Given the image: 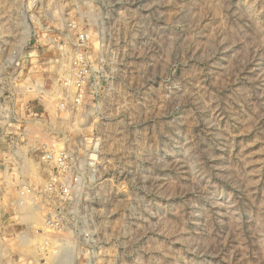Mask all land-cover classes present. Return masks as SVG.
Here are the masks:
<instances>
[{"label": "rangeland", "instance_id": "obj_1", "mask_svg": "<svg viewBox=\"0 0 264 264\" xmlns=\"http://www.w3.org/2000/svg\"><path fill=\"white\" fill-rule=\"evenodd\" d=\"M45 151L83 180L70 204ZM21 191L62 210L57 236ZM38 234L51 264H264V0H0L1 264H43L20 249Z\"/></svg>", "mask_w": 264, "mask_h": 264}, {"label": "built area", "instance_id": "obj_2", "mask_svg": "<svg viewBox=\"0 0 264 264\" xmlns=\"http://www.w3.org/2000/svg\"><path fill=\"white\" fill-rule=\"evenodd\" d=\"M72 28H79L75 22H71ZM33 37V36H32ZM78 50L83 51L88 44V33L86 31L78 30V37L76 40ZM81 57L73 61V66L70 65L71 69H80L82 64ZM68 82L66 87H69L70 79H66ZM72 83V84H71ZM71 85H74L80 91L83 87V83L79 79H73ZM82 93L77 95L76 103L82 101ZM40 163L44 166H52L55 173L50 177L51 179L45 187L44 194L51 198L52 201L59 199L60 204L69 203L78 194L84 186L83 180L80 175L72 174L70 156L67 152L61 151L60 153H53L45 151L40 157ZM61 209H49L45 217V226L47 230H50L52 234L60 230V212ZM58 235V234H54ZM68 255V254H67Z\"/></svg>", "mask_w": 264, "mask_h": 264}, {"label": "bare ground", "instance_id": "obj_3", "mask_svg": "<svg viewBox=\"0 0 264 264\" xmlns=\"http://www.w3.org/2000/svg\"><path fill=\"white\" fill-rule=\"evenodd\" d=\"M20 31H22L21 41H20L22 44H21V47L16 50L15 55L12 57V60L15 63L20 59V56L22 55V52H23L22 48L24 47V45L27 44V41L31 37L30 28H29V26H26L24 22H20ZM37 91L41 95H43L45 97H49L48 92H46L42 87L37 89ZM25 166L26 167L24 168V171H26L30 175L32 174V176H34L35 178L38 177L36 174L37 169H38L37 164H35L33 161L25 160ZM17 201H18V208L20 211V217H21L20 219L23 222L30 225L34 229L35 228L36 229L37 228L42 229L43 227H46L44 217H42V215L40 214V210H39L40 208L38 205H36L35 199L31 194H29L27 191H23V192L21 191V193L18 194ZM45 231H44V233H45ZM46 233L51 235L50 232H46ZM47 236H49V235H47ZM47 236H44L42 234H38L37 237L35 236L36 238L35 237L30 238L29 236L24 235L20 238V246H21L20 249H22L24 252L30 254L31 255L30 257L33 256L38 263L40 261L41 262L44 261L43 264H51L53 262H57L58 260H61L63 263H66L64 261H66V259H68V257H66L64 252H63V247L61 246V243H60L61 241L59 238L55 239L54 242L52 240H50V242L53 244L51 246H49L48 250L42 249V243H43L42 241ZM49 239H52V238H49ZM7 255H8L7 248L0 244V264L3 261V259L5 257H7ZM41 256H43L42 259H41Z\"/></svg>", "mask_w": 264, "mask_h": 264}]
</instances>
